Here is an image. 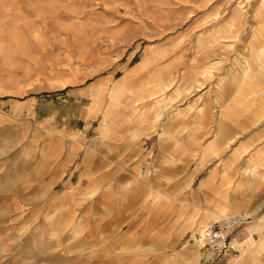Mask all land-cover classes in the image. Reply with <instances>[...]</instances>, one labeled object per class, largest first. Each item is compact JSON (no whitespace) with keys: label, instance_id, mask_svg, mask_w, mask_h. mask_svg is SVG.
I'll list each match as a JSON object with an SVG mask.
<instances>
[{"label":"rangeland","instance_id":"1","mask_svg":"<svg viewBox=\"0 0 264 264\" xmlns=\"http://www.w3.org/2000/svg\"><path fill=\"white\" fill-rule=\"evenodd\" d=\"M263 47L264 0H0V264H260L197 238L264 216Z\"/></svg>","mask_w":264,"mask_h":264},{"label":"crops","instance_id":"2","mask_svg":"<svg viewBox=\"0 0 264 264\" xmlns=\"http://www.w3.org/2000/svg\"><path fill=\"white\" fill-rule=\"evenodd\" d=\"M161 87H162V91H164V89L167 88L166 85H162ZM136 102H138V100H136L135 103ZM130 103L133 104V99L131 100ZM158 117H161V115H159ZM101 126H103V124H101ZM207 152L214 153V148H212V146H209L207 148ZM257 215H258L257 211H244L243 213H236V215H234L232 218L220 219L222 222V226H227V229L229 230V228H232L235 225L245 222L249 217L255 216L254 217L255 219L252 221V223L249 226H247V229H246L247 234L245 235V245L247 247L246 253H248V255H251L257 249L264 247L263 240H260L259 242L254 243L252 236H251L252 233L258 232L264 226V216L257 217ZM220 217L221 216L214 217V220L219 219ZM215 225H219V224H215ZM181 256H186V260L184 264H198L199 259H200L198 248L191 249L187 245H185L182 248L181 254L174 255L172 257V261L174 262L179 261ZM233 264H249V263L246 260H242V261H234ZM260 264H264V259H262Z\"/></svg>","mask_w":264,"mask_h":264},{"label":"built area","instance_id":"3","mask_svg":"<svg viewBox=\"0 0 264 264\" xmlns=\"http://www.w3.org/2000/svg\"><path fill=\"white\" fill-rule=\"evenodd\" d=\"M202 248L213 255H223L235 248L228 229L222 225H209L201 229L197 238Z\"/></svg>","mask_w":264,"mask_h":264}]
</instances>
